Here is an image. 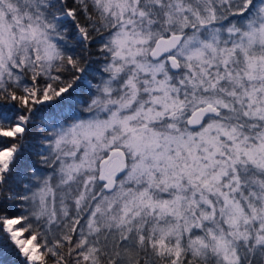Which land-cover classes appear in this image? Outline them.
Masks as SVG:
<instances>
[{
	"label": "snow or ice",
	"instance_id": "6c2138e0",
	"mask_svg": "<svg viewBox=\"0 0 264 264\" xmlns=\"http://www.w3.org/2000/svg\"><path fill=\"white\" fill-rule=\"evenodd\" d=\"M0 264H264V0H0Z\"/></svg>",
	"mask_w": 264,
	"mask_h": 264
}]
</instances>
